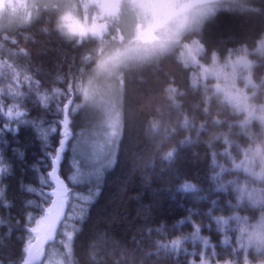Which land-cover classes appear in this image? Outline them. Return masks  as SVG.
Returning a JSON list of instances; mask_svg holds the SVG:
<instances>
[{"label":"trees","instance_id":"obj_1","mask_svg":"<svg viewBox=\"0 0 264 264\" xmlns=\"http://www.w3.org/2000/svg\"><path fill=\"white\" fill-rule=\"evenodd\" d=\"M29 10L30 15L25 11L8 23L0 20V162L7 168L0 173V264H21L31 235L25 228L35 226L27 217L38 220L49 206L42 193L54 186L48 173L62 139V113L70 114L71 135L58 175L70 190L65 214L74 218L66 228L65 222L58 227L54 247L63 249L61 231L78 229L71 264H201L196 253H203L207 264H225L241 262L246 251L253 258L241 224L256 222L262 207L242 188L249 177L246 159L258 158L264 146L263 129L231 103L206 99L181 49L196 40L204 61L213 56L224 61L245 46L255 57L257 38L264 33V0L222 2L163 54L121 67V130L112 166L99 177L94 173L101 164L86 156L85 138L97 122L86 87L112 53L113 33L70 39L57 29L60 7ZM253 79L264 106V56L256 58ZM17 112L24 114V123L7 119ZM53 127L56 132L48 131L45 142L40 131ZM185 182L197 191H179ZM259 185L262 190L264 179ZM88 196L93 199L87 204L78 198ZM80 207L87 208L83 220L75 218ZM193 224L211 249L191 239ZM177 238L182 243L171 251Z\"/></svg>","mask_w":264,"mask_h":264},{"label":"rangeland","instance_id":"obj_2","mask_svg":"<svg viewBox=\"0 0 264 264\" xmlns=\"http://www.w3.org/2000/svg\"><path fill=\"white\" fill-rule=\"evenodd\" d=\"M226 1L231 0H209L211 12ZM16 2L19 3L21 0H16ZM22 3L23 7L16 12H0V20L4 19V22L8 23L13 18L21 16L25 11L29 12L30 15L29 9L31 8H40V6L47 8L50 4H55L64 12L74 9L78 15L86 16L89 20L93 17L98 18V23L106 25L101 35H104L107 31L113 33L112 45L109 47L112 49V53L99 64L94 75V82L86 87V97L92 100V108L97 111V113H94L96 116L95 122L96 120L97 122L91 130L90 136L85 138L90 153L86 156L89 159L92 155V160L101 164L103 156L97 158L93 146L97 142L102 144L103 139L102 137H96L94 133L106 134L115 127L120 135V69L122 66L137 60H127L116 54L127 50L135 42L137 25L140 23L136 7L137 0H22ZM183 34L170 47L178 42ZM254 52L255 57L250 55L247 48L240 47L224 61H219L215 56L204 61L201 58L203 48L199 42L192 40L183 44L181 59L186 64L194 67L193 79L205 89L206 99L218 98L219 100H225L231 103L237 111L243 112L248 120L254 119L260 123L263 129L260 141L263 143L264 106L259 102L261 101L259 98L260 85L255 83L253 71L256 58L263 57L264 51L258 52L255 49ZM261 95L264 97V93ZM116 146L117 141L114 147L111 148L112 160ZM105 151H108V149H105ZM257 156L258 158H247L244 163L249 177L242 191L262 208L256 222H252L250 226L245 223L241 224V228L246 232L247 247L252 249L255 255L250 258L248 251H246L243 256H240L241 262L225 264H264V188L259 189V184L264 179V146L260 153L257 152ZM255 184H258V187H254ZM252 187H254V192ZM257 193H260L263 197L260 198ZM233 217L232 219H234ZM48 252L54 253V264H71L70 249L67 247L60 249L59 246H48L45 251L46 256Z\"/></svg>","mask_w":264,"mask_h":264},{"label":"snow or ice","instance_id":"obj_3","mask_svg":"<svg viewBox=\"0 0 264 264\" xmlns=\"http://www.w3.org/2000/svg\"><path fill=\"white\" fill-rule=\"evenodd\" d=\"M211 11V9H210ZM63 118L60 121V125L62 128V139L59 141L58 148L55 150V154L50 156L51 159V171L48 173V177L50 178V181L54 185L52 187L51 192L43 194L48 199L49 206L45 209H43V215L38 220H34V218L29 215L27 217V220L30 223L35 224L34 227L31 228H25V231L29 232L31 235L30 237L25 241L24 247L22 249V259L21 264H41V261H43V264H54L53 261V252H48L47 256L45 255V245H49L50 247H54L56 243V236H57V228L58 226L62 225V222H65L62 227L66 228L68 225L66 221L72 220L74 217L72 215L65 214V209L68 206L69 203V196H70V190L66 186L65 182L58 176V166L61 160V153L64 151L65 148V142L67 141L68 137L71 135L69 131V124H70V114L68 113H62ZM24 116V114L17 112L15 116L9 115L7 118L9 121H15L17 124L24 123L21 118ZM2 117V116H0ZM9 131H17L18 129H12L9 124H5L4 126ZM2 131V130H0ZM48 131L56 132V128H51L49 130H41L40 135L42 139L46 142L48 138ZM96 137H102L103 143L97 142L93 147L95 148V156L97 158H100L103 156V162L101 163L100 167H98L95 171V175L99 177L101 170L104 167H111L113 160L111 159L112 152L111 148L114 147L115 142L119 139V132L116 130L115 127L112 128V130L106 134H102L99 132L94 133ZM105 149H108V151H105ZM171 158V154H169V159ZM7 171L6 166L0 162V173H4ZM76 176L71 177L73 181L76 180ZM41 183H45L44 179L41 178ZM182 192H196L197 189L192 183H183L182 187L178 189ZM28 191H35V189L29 188ZM3 188H0V196H3ZM98 193H94L96 195ZM93 196L88 197H78L79 199L83 200L85 204L90 203L93 199ZM29 204L32 202L29 201ZM216 201H212V204L215 205ZM75 207V206H73ZM87 212V208L80 207L79 213H76L77 219L83 220L84 214ZM210 217H212V212L209 211L207 213ZM214 219V217H212ZM215 224H218L219 221L214 219ZM194 228V234L191 237L193 241L199 240L203 246L204 249H211V245L209 244V241L199 236L200 233V227L199 225L193 224ZM219 230V229H218ZM78 231V229H73V231H61L60 235L64 237L63 240L59 241V243L63 247H67L68 249H71L72 241H73V232ZM158 231H161V229H158ZM182 241L181 239L177 238L171 242V251H176L178 247L181 245ZM227 244V241L224 242ZM41 245H43V248H41ZM160 248L167 249V245L159 244ZM197 255H201V264H207V259L204 258L203 253H196Z\"/></svg>","mask_w":264,"mask_h":264},{"label":"clouds","instance_id":"obj_4","mask_svg":"<svg viewBox=\"0 0 264 264\" xmlns=\"http://www.w3.org/2000/svg\"><path fill=\"white\" fill-rule=\"evenodd\" d=\"M22 7V0L19 3L16 0L0 2V12H16ZM136 7L140 23L135 42L116 54L127 60L143 61L163 54L186 30L202 25L212 15L209 0H137ZM97 19L89 20L69 9L60 15L57 29L70 39L100 36L106 25L98 23ZM256 51H264V33L257 38Z\"/></svg>","mask_w":264,"mask_h":264},{"label":"water","instance_id":"obj_5","mask_svg":"<svg viewBox=\"0 0 264 264\" xmlns=\"http://www.w3.org/2000/svg\"><path fill=\"white\" fill-rule=\"evenodd\" d=\"M61 161V160H60ZM59 165H60V163H59ZM58 168H59V166H58ZM58 174V173H57ZM59 176V175H58ZM63 180V179H62ZM66 184V183H65ZM67 186V185H66ZM59 227V226H58ZM58 229V228H57ZM46 246L47 245H45V251H46ZM41 248H43V245H41ZM41 263H42V261H41Z\"/></svg>","mask_w":264,"mask_h":264}]
</instances>
